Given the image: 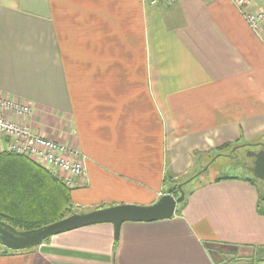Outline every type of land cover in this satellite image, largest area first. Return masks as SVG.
Instances as JSON below:
<instances>
[{
    "label": "crops",
    "instance_id": "crops-1",
    "mask_svg": "<svg viewBox=\"0 0 264 264\" xmlns=\"http://www.w3.org/2000/svg\"><path fill=\"white\" fill-rule=\"evenodd\" d=\"M0 98L33 108L0 114L84 154L78 212L151 205L220 145L264 143V22L252 29L233 0H0ZM216 177L169 218L0 245V264H264L259 178Z\"/></svg>",
    "mask_w": 264,
    "mask_h": 264
},
{
    "label": "trees",
    "instance_id": "trees-1",
    "mask_svg": "<svg viewBox=\"0 0 264 264\" xmlns=\"http://www.w3.org/2000/svg\"><path fill=\"white\" fill-rule=\"evenodd\" d=\"M230 146V143H225L220 145L218 150L230 152ZM242 147L245 148L244 146L240 148ZM227 156L234 157L232 152ZM244 166L250 171L252 160ZM205 170L200 169L199 173L196 171L190 177L191 179H185L179 184L180 188L176 184L169 189L174 196H178L180 190L184 192V199L179 203L178 211L185 204L187 196L207 183V181L199 179L200 174ZM226 178H238L254 185L257 180V178L248 175L241 177L222 175L217 176L214 181ZM263 201L264 194L259 192L257 211L262 214H264L261 207ZM75 212L78 210L72 204L70 188L60 178L52 176L42 166L23 155L0 153V221L17 230H33Z\"/></svg>",
    "mask_w": 264,
    "mask_h": 264
},
{
    "label": "built area",
    "instance_id": "built-area-1",
    "mask_svg": "<svg viewBox=\"0 0 264 264\" xmlns=\"http://www.w3.org/2000/svg\"><path fill=\"white\" fill-rule=\"evenodd\" d=\"M176 0H149L151 4L168 5ZM243 17L254 30L264 22V9H255L250 0H233ZM0 110L27 119L32 106L7 98H0ZM0 152L23 155L58 177L67 187L80 186L77 181L86 176L85 156L77 148L33 132L25 122L0 114Z\"/></svg>",
    "mask_w": 264,
    "mask_h": 264
},
{
    "label": "water",
    "instance_id": "water-1",
    "mask_svg": "<svg viewBox=\"0 0 264 264\" xmlns=\"http://www.w3.org/2000/svg\"><path fill=\"white\" fill-rule=\"evenodd\" d=\"M259 145L260 148L250 149L247 155L252 158L251 170L254 176L264 180V143ZM183 199L184 192L182 190L179 191L178 196L165 193L151 205L121 204L86 212H75L33 230H17L0 221V245L11 250H21L39 245L45 238L53 234L101 222H111L117 234L120 224L124 221H153L171 217L175 212L176 205Z\"/></svg>",
    "mask_w": 264,
    "mask_h": 264
},
{
    "label": "rangeland",
    "instance_id": "rangeland-1",
    "mask_svg": "<svg viewBox=\"0 0 264 264\" xmlns=\"http://www.w3.org/2000/svg\"><path fill=\"white\" fill-rule=\"evenodd\" d=\"M248 151L249 149L235 147L232 151L230 150V152H232L234 157L227 156V154L230 153L229 151L228 152L226 151L227 154L225 155H218L217 153L213 155L212 153L211 156H209L208 163L204 165V167L206 166V170L205 172L200 174L199 179L204 181L210 177L222 176V175H239V176L249 175L255 178L253 173L247 170L244 166V164H247L248 161L251 162V157L247 155ZM257 181L262 190V193H264V182L259 179ZM248 251L249 250L243 249L238 252L245 254L248 253ZM241 261H242L241 259L237 260L235 257H230L229 263H224V264H230L236 262L240 263Z\"/></svg>",
    "mask_w": 264,
    "mask_h": 264
}]
</instances>
